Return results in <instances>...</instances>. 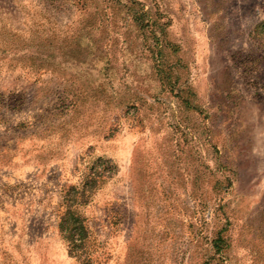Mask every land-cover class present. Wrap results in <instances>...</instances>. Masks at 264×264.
I'll return each instance as SVG.
<instances>
[{
  "label": "rangeland",
  "instance_id": "374dc122",
  "mask_svg": "<svg viewBox=\"0 0 264 264\" xmlns=\"http://www.w3.org/2000/svg\"><path fill=\"white\" fill-rule=\"evenodd\" d=\"M84 259L264 264V0H0V264Z\"/></svg>",
  "mask_w": 264,
  "mask_h": 264
},
{
  "label": "trees",
  "instance_id": "16d2710c",
  "mask_svg": "<svg viewBox=\"0 0 264 264\" xmlns=\"http://www.w3.org/2000/svg\"><path fill=\"white\" fill-rule=\"evenodd\" d=\"M59 228L63 238L69 243V252L75 256L79 255L78 257H81L87 238L86 228L82 219L68 212L61 220ZM82 264H89V262L84 259Z\"/></svg>",
  "mask_w": 264,
  "mask_h": 264
}]
</instances>
